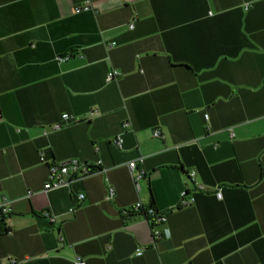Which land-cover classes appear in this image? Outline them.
<instances>
[{
  "label": "crops",
  "instance_id": "1",
  "mask_svg": "<svg viewBox=\"0 0 264 264\" xmlns=\"http://www.w3.org/2000/svg\"><path fill=\"white\" fill-rule=\"evenodd\" d=\"M2 205L0 264H264V0H0Z\"/></svg>",
  "mask_w": 264,
  "mask_h": 264
},
{
  "label": "built area",
  "instance_id": "2",
  "mask_svg": "<svg viewBox=\"0 0 264 264\" xmlns=\"http://www.w3.org/2000/svg\"><path fill=\"white\" fill-rule=\"evenodd\" d=\"M92 2H86L85 4H81L75 7V12L80 13L82 11H88L92 8ZM129 27H132V25L130 24ZM116 44V42L111 43L112 46H114ZM72 54H65L63 56H61L59 59L61 61H66L69 60L71 58ZM120 75V72L116 69L113 70H109L108 72V76L106 77V79L108 81H113L116 78H118V76ZM64 119L63 121L57 123L54 128H60L63 126V122H68L69 119H71V117L68 114H64L63 115ZM153 135L155 137H160L161 136V132L159 130H154ZM232 135V134H231ZM118 144L120 143L119 138L117 140ZM43 159V158H42ZM100 164L101 161H99V163H97L95 166L87 164V162H83L80 161L78 158H73V159H69L66 162H61V163H53L51 164L50 167V172H51V181L47 182L45 184V188L46 189H55L61 186H66L68 185L70 182H67L66 180H64L63 176L64 175H68L70 177V179H74V178H83L87 175H90L92 173L97 172L98 170H100ZM143 164V157H139L137 159H132L130 161H128L127 163V168L131 174L132 180L135 183V186L137 188H139V180L142 179L145 175L144 169L141 167V165ZM189 175L193 178L194 177V172L190 171ZM115 192V188L114 187H110L109 188V193L107 198L108 199H112L113 195ZM188 191L186 189H183L181 191V205H187L190 203H193L194 199L192 198V196H190L188 199H186L185 197L187 196ZM217 196L221 197V192L217 191ZM80 200H84L85 199V194L84 193H80L78 195ZM142 208L146 209L147 215L148 217H150V219L148 220L150 228H151V232L153 235V240L163 237L164 236V232H162V230L158 229L155 225L158 223H163L165 222L166 218L162 215L161 212H157L154 210V208H146L144 207L140 202H137L135 204V206H133V208H131V210H134V212H138L140 210H142ZM0 211L6 213L8 212L7 208L5 207V205L0 206ZM143 251V248H139L137 249L136 253H141ZM16 259H11V262H16ZM77 264H86V261L83 260L82 258L78 257L77 258Z\"/></svg>",
  "mask_w": 264,
  "mask_h": 264
},
{
  "label": "trees",
  "instance_id": "3",
  "mask_svg": "<svg viewBox=\"0 0 264 264\" xmlns=\"http://www.w3.org/2000/svg\"><path fill=\"white\" fill-rule=\"evenodd\" d=\"M180 206H178L179 208ZM153 208V207H150ZM158 212V211H157ZM138 213L142 214L143 216H145L146 218H148V220L150 219V217H148L146 209L142 208V210L138 211ZM5 213L0 211V216H3Z\"/></svg>",
  "mask_w": 264,
  "mask_h": 264
}]
</instances>
